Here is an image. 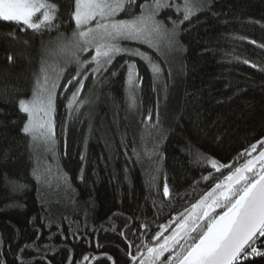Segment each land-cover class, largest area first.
<instances>
[{
  "label": "trees",
  "instance_id": "16d2710c",
  "mask_svg": "<svg viewBox=\"0 0 264 264\" xmlns=\"http://www.w3.org/2000/svg\"><path fill=\"white\" fill-rule=\"evenodd\" d=\"M51 2L60 6V31L70 35V0ZM184 27L181 50L133 44L162 70L154 81L149 65L136 59L142 82L133 108L123 71L95 90L86 81L85 104L72 114L71 92L58 89L51 152L20 131L26 114L13 100L31 97L42 42L54 43L58 34L0 22V97H7L0 98V153H8L0 159V261L133 264L138 248L146 254L156 232L161 240L175 214L228 174L209 160L240 166V154L264 137V0H208ZM149 110L153 119L145 121ZM157 111L162 137L152 127ZM12 183L25 187L13 190ZM251 260L264 264V257Z\"/></svg>",
  "mask_w": 264,
  "mask_h": 264
},
{
  "label": "snow or ice",
  "instance_id": "6c2138e0",
  "mask_svg": "<svg viewBox=\"0 0 264 264\" xmlns=\"http://www.w3.org/2000/svg\"><path fill=\"white\" fill-rule=\"evenodd\" d=\"M207 6L208 0H70L71 34L66 35L67 28L65 32L60 31L64 24L57 3L0 0V22L15 24L21 31L30 29L41 36L56 32L61 53L54 63L42 58L39 71L34 74L30 99L14 98L19 112L26 114L20 131L34 143L42 142L48 151L54 152L57 90L63 89L61 95L71 92L66 108L69 114L79 112L85 104L80 96L86 81L91 79L95 90L110 83L122 71L128 86L129 108L135 107L134 93L142 82L136 59L149 65L154 81L159 79L162 70L148 52L132 45H147L156 51L181 50V35L187 30L184 25L191 24L192 18ZM49 44L51 41L42 42L45 53L50 50ZM118 58L123 61L119 68L114 63ZM62 79L66 83L61 84ZM0 98L7 99L6 95ZM156 117L152 127L162 137L158 111ZM152 119L153 112L149 110L144 120ZM258 145L260 150L253 155ZM240 155L245 158L240 166L221 164L215 159L208 161L216 171L226 169L228 174L221 172L223 179L192 204L190 210L180 214L171 235L159 242L163 232H156L153 239L158 242L145 245L146 254L138 248L137 254L131 256L134 264L138 258V264H252L251 258L264 257L261 251L264 247V139ZM7 158V151L0 153V159ZM197 159L206 158L197 155ZM33 175L38 183L44 179L36 171ZM12 187L23 190L25 186L12 183ZM163 195H169L166 183ZM160 227L165 229L163 225Z\"/></svg>",
  "mask_w": 264,
  "mask_h": 264
},
{
  "label": "rangeland",
  "instance_id": "374dc122",
  "mask_svg": "<svg viewBox=\"0 0 264 264\" xmlns=\"http://www.w3.org/2000/svg\"><path fill=\"white\" fill-rule=\"evenodd\" d=\"M132 46H134V45H132ZM49 49H50L49 52H47V53L44 52L45 54H43V56H44L43 58H47L49 63H54L59 58V56L61 55V53L59 52V49L57 47V40H56V42L54 41V43L49 44ZM86 55L87 54H85V56ZM30 98H28V99H30Z\"/></svg>",
  "mask_w": 264,
  "mask_h": 264
},
{
  "label": "water",
  "instance_id": "95a60500",
  "mask_svg": "<svg viewBox=\"0 0 264 264\" xmlns=\"http://www.w3.org/2000/svg\"><path fill=\"white\" fill-rule=\"evenodd\" d=\"M261 139H264V137H263V138H261ZM261 139H260V140H261ZM258 141H259V140H258ZM255 143H256V142H255ZM258 147H259V145H258ZM258 152H259V151H258ZM258 152H257L255 155H257V154H258ZM243 163H245V162H243ZM243 163H242V164H243ZM229 165H230V164H229ZM213 186H214V185H213ZM213 186H212V187H213ZM212 187H211V188H212ZM211 188H209V190H208V191H210V190H211ZM208 191H207V192H208ZM207 192H205V193H207ZM205 193H204V194H205ZM204 194H203V195H204ZM199 199H200V198H199ZM199 199H198V200H199ZM198 200H197V201H198ZM197 201H196V202H197ZM196 202H195V203H196ZM191 206H192V205H191ZM191 206H190V207H188V208H186V209L190 210V209H191ZM186 209H185V210H186ZM185 210H183V211H181V212H179V213L175 214V215L173 216V219L177 220V218L180 216V214H181V213H184V212H185ZM175 227H176V225H175V226H174V227H173V228L170 230V232H169V233H168L166 236H169V235H171V233H172V230H173V229H175ZM163 239H164V237H163V238H162V239H161L159 242H162V241H163ZM131 260H132V259H131Z\"/></svg>",
  "mask_w": 264,
  "mask_h": 264
},
{
  "label": "flooded vegetation",
  "instance_id": "af4514ba",
  "mask_svg": "<svg viewBox=\"0 0 264 264\" xmlns=\"http://www.w3.org/2000/svg\"><path fill=\"white\" fill-rule=\"evenodd\" d=\"M259 150H260V148H259V147H257V152H258ZM257 152H255V153H257ZM253 155H255V154H253ZM243 162H245V161H243ZM243 162H241V163H240V165H241ZM164 237H165V236H164ZM138 260H139V258H138ZM138 260H137V261H138ZM137 261H136V262H137ZM136 262H135V264H138V263H136ZM132 263L134 264V262H133V261H132Z\"/></svg>",
  "mask_w": 264,
  "mask_h": 264
}]
</instances>
